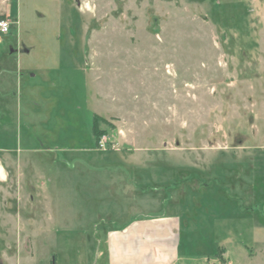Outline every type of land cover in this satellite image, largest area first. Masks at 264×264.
Segmentation results:
<instances>
[{
  "label": "rangeland",
  "instance_id": "1",
  "mask_svg": "<svg viewBox=\"0 0 264 264\" xmlns=\"http://www.w3.org/2000/svg\"><path fill=\"white\" fill-rule=\"evenodd\" d=\"M0 17L25 81L0 90V264H109L104 227L144 215L181 217L175 264H264V0H0Z\"/></svg>",
  "mask_w": 264,
  "mask_h": 264
},
{
  "label": "crops",
  "instance_id": "2",
  "mask_svg": "<svg viewBox=\"0 0 264 264\" xmlns=\"http://www.w3.org/2000/svg\"><path fill=\"white\" fill-rule=\"evenodd\" d=\"M6 61L7 55L3 53L0 56V90L2 93H13L15 88L23 89L24 75L7 73ZM30 75L35 77V74ZM27 86L32 87L30 80ZM136 185L137 182L133 187V195L137 200ZM103 232L109 264H175L180 259L182 220L179 215L132 216L119 226H105Z\"/></svg>",
  "mask_w": 264,
  "mask_h": 264
},
{
  "label": "built area",
  "instance_id": "3",
  "mask_svg": "<svg viewBox=\"0 0 264 264\" xmlns=\"http://www.w3.org/2000/svg\"><path fill=\"white\" fill-rule=\"evenodd\" d=\"M12 22L7 18L0 19V34H8L11 32ZM108 144V138L106 136L103 137L99 142V147L105 150V146Z\"/></svg>",
  "mask_w": 264,
  "mask_h": 264
},
{
  "label": "trees",
  "instance_id": "4",
  "mask_svg": "<svg viewBox=\"0 0 264 264\" xmlns=\"http://www.w3.org/2000/svg\"><path fill=\"white\" fill-rule=\"evenodd\" d=\"M1 18H4V17H0ZM99 121V120H98ZM97 121V117H94V125H93V134L96 138V143H97V146H98V142H99V139L102 137V136H106V134H108V131L107 130H104V129H101L99 127V123Z\"/></svg>",
  "mask_w": 264,
  "mask_h": 264
}]
</instances>
